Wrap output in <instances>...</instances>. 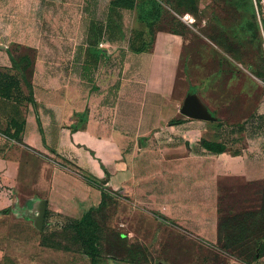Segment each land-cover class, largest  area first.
Listing matches in <instances>:
<instances>
[{
  "label": "rangeland",
  "instance_id": "rangeland-1",
  "mask_svg": "<svg viewBox=\"0 0 264 264\" xmlns=\"http://www.w3.org/2000/svg\"><path fill=\"white\" fill-rule=\"evenodd\" d=\"M160 32L187 38L182 61L174 65L190 80L189 98L207 118L182 114L184 98L175 108L179 117L168 118L165 131L182 133L181 123L197 122L196 160L158 165L151 159L170 156L160 149L174 144L156 140L144 155L148 168L163 174L153 173L149 185L156 187L139 203L120 189L106 192L99 208L80 222L44 220L40 228L25 216H8L6 235L0 231L1 264H230L235 259L251 264L264 255V224L255 216L264 206V182L217 177L204 139L212 123L218 132L253 116L264 88V0H0V95L29 101L33 75L43 87L107 89L137 64L133 54L152 50ZM84 64L88 83L80 76ZM5 132L17 143L7 142L8 154L17 150L24 181L30 183L39 158L21 146L18 134ZM186 140L190 135H183ZM6 189L13 201L16 192ZM11 210L5 209L7 215Z\"/></svg>",
  "mask_w": 264,
  "mask_h": 264
},
{
  "label": "crops",
  "instance_id": "crops-1",
  "mask_svg": "<svg viewBox=\"0 0 264 264\" xmlns=\"http://www.w3.org/2000/svg\"><path fill=\"white\" fill-rule=\"evenodd\" d=\"M200 7L205 6L200 4ZM186 14L191 15L188 11ZM186 23L193 29L190 22ZM186 42L187 38L181 34L158 33L152 50L133 54L132 60L137 64L126 68L119 81L112 82L107 89L97 84L77 88L43 87L33 75L29 101L23 103L0 95V231L2 228L3 237L7 233L8 216L16 220L25 216L37 222L43 206L46 207L44 220L67 224L80 222L98 209L106 192L113 194L126 189L128 198L139 203L142 194L145 196L150 188L156 187L149 185L153 173L163 174L159 168L149 169L146 163L144 154L154 145L153 141L174 144L169 149H160L164 146L157 145L156 148L170 155L151 159L158 165L167 160L188 158L190 163L196 160L200 128L197 122L181 123L179 129L183 134L176 129L165 131L166 120L179 117L175 108L179 109L178 105L189 96L191 82L182 77L180 70L177 73L174 65L182 61V45ZM161 58L164 67L159 65ZM166 65H173L174 69L168 70ZM87 67L84 64L80 74L84 83H88ZM23 90L21 85L20 93ZM13 91L17 94L15 87ZM260 92L249 120L233 128L218 127V132L214 123L211 128L207 126L208 136L204 139L211 143L224 142L227 148L218 155L205 150L208 159H213L212 169H216L217 177L231 175L248 183L264 182L263 87ZM8 128L18 134L24 149L39 158L35 179L30 183L24 181V166L17 150L12 156L8 154L7 142L17 144L5 132ZM183 135H190V140L182 142ZM6 186L16 192L13 201L7 199ZM24 188L29 191L25 193ZM8 206H12L10 215L5 211ZM197 221V218L192 220L195 224ZM1 261L4 258H0V264ZM230 264L249 263L235 259ZM251 264H264V255Z\"/></svg>",
  "mask_w": 264,
  "mask_h": 264
},
{
  "label": "water",
  "instance_id": "water-1",
  "mask_svg": "<svg viewBox=\"0 0 264 264\" xmlns=\"http://www.w3.org/2000/svg\"><path fill=\"white\" fill-rule=\"evenodd\" d=\"M195 100H196L195 98H191V97L189 98L188 96L186 99L187 102H185L184 106L181 108V113L192 119H206L207 116L204 114V112L200 109L198 105L195 104V102H193ZM45 208L46 207L43 206L42 215L37 221L40 228L43 227L44 217H45Z\"/></svg>",
  "mask_w": 264,
  "mask_h": 264
},
{
  "label": "trees",
  "instance_id": "trees-1",
  "mask_svg": "<svg viewBox=\"0 0 264 264\" xmlns=\"http://www.w3.org/2000/svg\"><path fill=\"white\" fill-rule=\"evenodd\" d=\"M205 144L207 146L206 148L213 153H219L220 154V153L226 152V150H227L226 146H224L223 144L211 143V142H205ZM86 216L83 218V220L86 219ZM255 216L260 220V222H262V224H264V206L262 207L261 212L257 213ZM240 239L241 238H236L235 241H239Z\"/></svg>",
  "mask_w": 264,
  "mask_h": 264
},
{
  "label": "bare ground",
  "instance_id": "bare-ground-1",
  "mask_svg": "<svg viewBox=\"0 0 264 264\" xmlns=\"http://www.w3.org/2000/svg\"><path fill=\"white\" fill-rule=\"evenodd\" d=\"M189 17V16H188ZM190 18V17H189Z\"/></svg>",
  "mask_w": 264,
  "mask_h": 264
}]
</instances>
